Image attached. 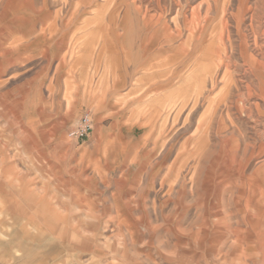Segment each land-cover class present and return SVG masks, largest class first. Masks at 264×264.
<instances>
[{
	"label": "rangeland",
	"instance_id": "374dc122",
	"mask_svg": "<svg viewBox=\"0 0 264 264\" xmlns=\"http://www.w3.org/2000/svg\"><path fill=\"white\" fill-rule=\"evenodd\" d=\"M263 145L264 0H0V264H264Z\"/></svg>",
	"mask_w": 264,
	"mask_h": 264
},
{
	"label": "crops",
	"instance_id": "0c3cea01",
	"mask_svg": "<svg viewBox=\"0 0 264 264\" xmlns=\"http://www.w3.org/2000/svg\"><path fill=\"white\" fill-rule=\"evenodd\" d=\"M14 102H15V100L11 99V100H8L7 104H6V108H8V111L12 112V114H14L16 112V109H15L16 106H15ZM174 106L177 107V104L176 105L173 104V107ZM194 106H195V104H194ZM187 120H188V118L185 120V122ZM204 125H205V121L204 122L203 121L198 122L197 128H196L195 133H194V139L196 138V136L198 134L202 133V131L204 129ZM260 147H264V145L260 146ZM256 154L257 153H255L253 156H255ZM251 158H249V159L251 160ZM239 164L240 163L235 164V165H237L235 169L226 168L227 170L232 171V172L228 171L231 174L229 177H230L231 181H235L234 182L235 184L237 181L242 182L244 179V176H245V173L243 171H240V169H239V166H241V168L243 166L239 165ZM262 195H264V194H262ZM263 200H264V197H263ZM134 207H135V201L133 200L130 202V208L129 209L132 210ZM257 208H258V213L260 215L259 221H263V223H264V202ZM9 211L11 212V214L14 215L15 210L12 209ZM251 218L254 219L255 217L251 216ZM258 223H257V225H258ZM129 224L134 230H136L135 233L137 234V236L139 238H142V232L140 231V228H142V226H143L142 218L138 219V221H136V222L130 221ZM251 224L253 225L254 223L251 222ZM260 226H261V224H260ZM23 234L29 235V233H26V231H24V230H23ZM248 234H249V232H248ZM234 235L236 236L237 241L242 242L246 239V236L244 235L243 231H241V230H237ZM2 236H3V238H6L5 235H2ZM69 237H70L69 239H72V240L71 241L65 240L66 241L65 244L64 243H63V245L60 244L59 247L52 245L51 243L40 244L42 242L41 240H38L36 242L31 241V243L28 241H20L19 238H17V237H13L8 242H5L3 244V246H5L4 248L6 249V251H7V248L12 249V250L14 248H16L18 253L21 251L23 253V256L25 255L26 258L28 259V262H31L32 260H34L36 254L44 253V251H47V253L50 254L53 250H56V248H59L61 250L69 249V251H72V252L77 251L79 254H82L85 252H90V254L92 255V259H96V257H98L97 240H95L94 238H90V237L83 238L82 240H78V239L74 240L76 238V233H74V232H71ZM39 239H40V237H39ZM67 244H68V246H67ZM40 248H42V249H40ZM76 261H77V264H85L82 261V257H80V256L78 258H76Z\"/></svg>",
	"mask_w": 264,
	"mask_h": 264
},
{
	"label": "built area",
	"instance_id": "2783aa9c",
	"mask_svg": "<svg viewBox=\"0 0 264 264\" xmlns=\"http://www.w3.org/2000/svg\"><path fill=\"white\" fill-rule=\"evenodd\" d=\"M94 123L90 113H85L79 120L76 127L68 132V138L72 141H82L93 131Z\"/></svg>",
	"mask_w": 264,
	"mask_h": 264
}]
</instances>
